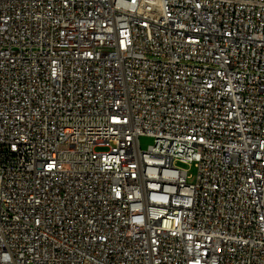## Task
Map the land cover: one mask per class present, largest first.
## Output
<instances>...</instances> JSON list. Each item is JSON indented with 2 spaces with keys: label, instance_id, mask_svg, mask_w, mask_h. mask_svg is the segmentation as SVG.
Wrapping results in <instances>:
<instances>
[{
  "label": "built area",
  "instance_id": "2783aa9c",
  "mask_svg": "<svg viewBox=\"0 0 264 264\" xmlns=\"http://www.w3.org/2000/svg\"><path fill=\"white\" fill-rule=\"evenodd\" d=\"M0 264H264V0H0Z\"/></svg>",
  "mask_w": 264,
  "mask_h": 264
},
{
  "label": "rangeland",
  "instance_id": "374dc122",
  "mask_svg": "<svg viewBox=\"0 0 264 264\" xmlns=\"http://www.w3.org/2000/svg\"><path fill=\"white\" fill-rule=\"evenodd\" d=\"M139 142H140L142 149H147L154 142V140L149 135H143L140 137ZM189 170H190V173L192 174H195L196 172L194 167H191Z\"/></svg>",
  "mask_w": 264,
  "mask_h": 264
}]
</instances>
